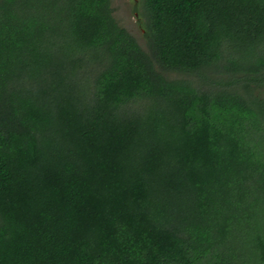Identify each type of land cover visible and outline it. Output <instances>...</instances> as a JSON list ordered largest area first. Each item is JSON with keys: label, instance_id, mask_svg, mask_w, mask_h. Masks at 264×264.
I'll return each mask as SVG.
<instances>
[{"label": "trees", "instance_id": "obj_1", "mask_svg": "<svg viewBox=\"0 0 264 264\" xmlns=\"http://www.w3.org/2000/svg\"><path fill=\"white\" fill-rule=\"evenodd\" d=\"M0 0V264H264V0Z\"/></svg>", "mask_w": 264, "mask_h": 264}, {"label": "rangeland", "instance_id": "obj_2", "mask_svg": "<svg viewBox=\"0 0 264 264\" xmlns=\"http://www.w3.org/2000/svg\"><path fill=\"white\" fill-rule=\"evenodd\" d=\"M114 15L119 23L131 31L146 47L144 37L143 16L141 15V0H113Z\"/></svg>", "mask_w": 264, "mask_h": 264}]
</instances>
